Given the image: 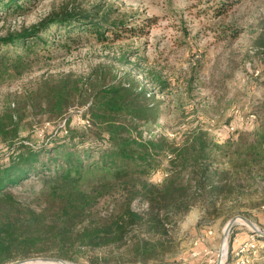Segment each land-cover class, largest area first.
Instances as JSON below:
<instances>
[{
	"label": "trees",
	"instance_id": "1",
	"mask_svg": "<svg viewBox=\"0 0 264 264\" xmlns=\"http://www.w3.org/2000/svg\"><path fill=\"white\" fill-rule=\"evenodd\" d=\"M37 1L0 0V23L31 11ZM94 7L64 8L31 28L0 35V68L10 60L22 68L24 59L50 53L53 27L61 36L88 33L101 42L106 33L114 40L136 34L124 23L102 25ZM3 47L15 55L1 54ZM118 60L132 65L127 55ZM145 76L147 83L140 86L130 72L99 64L86 75L68 71L36 77L25 89L33 115L54 122L76 106L85 108L89 121L80 133L68 120L61 135L39 146L17 143L23 114L5 104L0 142L10 153L0 159V264L39 256L69 262L77 259L68 250L106 254L128 247L134 254L129 262L155 261L158 253L169 250V227L198 205L216 212L239 177L251 174L254 165L264 170V123L253 142L236 149L214 142L202 129L185 133L179 145L164 136L144 137L142 128L162 116L163 101L157 96L170 87L160 74ZM164 153L173 154L170 166L167 176L155 183L151 177ZM220 158L227 159L224 166ZM92 256L90 264L124 262L109 254Z\"/></svg>",
	"mask_w": 264,
	"mask_h": 264
},
{
	"label": "rangeland",
	"instance_id": "2",
	"mask_svg": "<svg viewBox=\"0 0 264 264\" xmlns=\"http://www.w3.org/2000/svg\"><path fill=\"white\" fill-rule=\"evenodd\" d=\"M37 2V6L24 15L10 16L1 22L0 35L31 28L50 13L64 8L89 10L92 6H95L92 11L103 19L102 25L124 23L136 34L114 40L106 33L107 40L101 42L88 33L73 34L72 38L61 36L53 27L55 43L50 53L42 54L38 60L36 56L24 59L22 68L15 66L19 64L12 60L3 65L0 68V114L7 103L15 114H23L18 124L17 143L42 145L56 134L61 135L68 120L71 129L82 133L81 126H87L83 123L85 108L72 107L65 118L49 121L44 116L33 115L27 108L25 89L42 74L72 71L86 75L99 64L130 72L142 83L140 86L146 85L145 75L150 74H160L170 83L166 94L157 96L163 101L162 116L156 124L142 128L146 138L164 136L179 145L185 133L202 129L214 142L229 143L233 149L255 139V133L264 123V0ZM223 6L226 9L221 12ZM77 37L79 40L74 41ZM1 51V54L15 55V50L8 47ZM123 55L128 56L132 65L119 62ZM231 127L234 131H230ZM5 153L9 154L10 150L0 142V159ZM166 156L164 153L158 157L160 168L151 177L155 183L170 166ZM226 161L220 158L219 164L224 166ZM262 169L263 166L254 165L251 174L239 177L232 193L219 202L216 212L210 214L198 205L169 227L165 236L169 250L158 253L157 260L129 262L134 258L130 247L112 249L108 254L112 259L124 261L116 264H217L218 260L221 264H235L239 246L254 237L256 249L245 251L243 258L247 264H264V236L253 232L242 220L236 221L228 239L223 240L228 221L238 216L251 220L264 232ZM107 252L77 255L67 251L77 259L69 261L72 264H90L89 257L94 255L101 259Z\"/></svg>",
	"mask_w": 264,
	"mask_h": 264
},
{
	"label": "water",
	"instance_id": "3",
	"mask_svg": "<svg viewBox=\"0 0 264 264\" xmlns=\"http://www.w3.org/2000/svg\"><path fill=\"white\" fill-rule=\"evenodd\" d=\"M240 219L242 220L244 223H246L253 232L257 233L258 235L264 236V232H262L251 220L238 216V217H233L232 219H230L224 229L223 232V240H227L228 239V235L230 232V229L232 228V226L236 223V221ZM227 242V241H226ZM34 261H41V262H50V263H63V264H70V262L65 261L63 259L57 258V257H37V258H29V259H23V260H17L8 264H26L29 262H34ZM217 264H221V261L218 260Z\"/></svg>",
	"mask_w": 264,
	"mask_h": 264
},
{
	"label": "built area",
	"instance_id": "4",
	"mask_svg": "<svg viewBox=\"0 0 264 264\" xmlns=\"http://www.w3.org/2000/svg\"><path fill=\"white\" fill-rule=\"evenodd\" d=\"M83 123L88 125L89 121L87 119H84ZM230 131H234V127H231ZM171 158H172V155H167L166 156L167 161H169ZM166 176H167V168L164 169V171L161 173V179L159 180V182H161L162 179L164 177H166ZM209 234H211V232H209ZM246 242L247 243L241 244L239 246L240 248L237 250V252L235 254V257H236L235 264H247V261H245L244 258H243L244 254H245L244 252L247 251V250L256 249L257 243H256V240L254 239V237H251Z\"/></svg>",
	"mask_w": 264,
	"mask_h": 264
},
{
	"label": "bare ground",
	"instance_id": "5",
	"mask_svg": "<svg viewBox=\"0 0 264 264\" xmlns=\"http://www.w3.org/2000/svg\"><path fill=\"white\" fill-rule=\"evenodd\" d=\"M223 250L225 251V246L223 247ZM33 264H63V263H50V262L34 261ZM70 264H72V263H70Z\"/></svg>",
	"mask_w": 264,
	"mask_h": 264
}]
</instances>
